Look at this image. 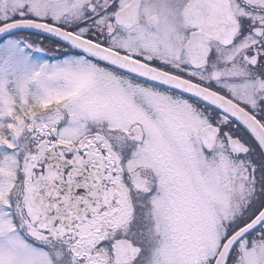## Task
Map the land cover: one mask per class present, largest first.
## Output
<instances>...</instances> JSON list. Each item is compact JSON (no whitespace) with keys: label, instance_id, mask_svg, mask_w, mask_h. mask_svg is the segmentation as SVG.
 Listing matches in <instances>:
<instances>
[{"label":"snow or ice","instance_id":"obj_1","mask_svg":"<svg viewBox=\"0 0 264 264\" xmlns=\"http://www.w3.org/2000/svg\"><path fill=\"white\" fill-rule=\"evenodd\" d=\"M0 264H264V0H0Z\"/></svg>","mask_w":264,"mask_h":264}]
</instances>
